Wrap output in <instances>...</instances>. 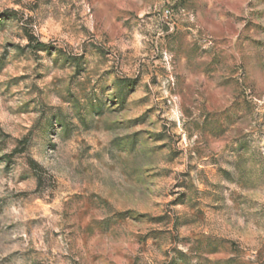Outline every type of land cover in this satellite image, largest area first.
Returning a JSON list of instances; mask_svg holds the SVG:
<instances>
[{"label":"rangeland","instance_id":"rangeland-1","mask_svg":"<svg viewBox=\"0 0 264 264\" xmlns=\"http://www.w3.org/2000/svg\"><path fill=\"white\" fill-rule=\"evenodd\" d=\"M0 264H264V0H0Z\"/></svg>","mask_w":264,"mask_h":264}]
</instances>
